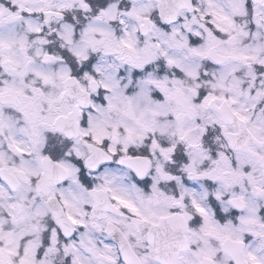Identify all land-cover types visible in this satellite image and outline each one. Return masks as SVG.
<instances>
[{
  "label": "snow or ice",
  "instance_id": "6c2138e0",
  "mask_svg": "<svg viewBox=\"0 0 264 264\" xmlns=\"http://www.w3.org/2000/svg\"><path fill=\"white\" fill-rule=\"evenodd\" d=\"M0 264H264V0H0Z\"/></svg>",
  "mask_w": 264,
  "mask_h": 264
}]
</instances>
